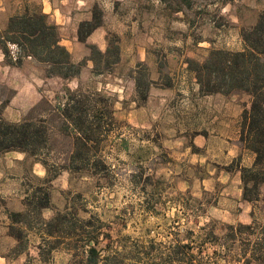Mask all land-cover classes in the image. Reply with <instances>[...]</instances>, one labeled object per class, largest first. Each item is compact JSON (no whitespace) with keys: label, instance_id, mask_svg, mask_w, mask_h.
<instances>
[{"label":"rangeland","instance_id":"374dc122","mask_svg":"<svg viewBox=\"0 0 264 264\" xmlns=\"http://www.w3.org/2000/svg\"><path fill=\"white\" fill-rule=\"evenodd\" d=\"M173 1L182 3L183 11L174 12L178 6ZM173 1L0 2V30L7 16L20 12L26 3L43 10V2L51 4L57 10L63 44L74 62L84 63L77 78L65 81L47 77L46 68L31 58L21 67L9 64L0 48V115L10 122L23 121L29 114L45 120L50 128L48 159L61 167L69 165L77 134L66 127L58 111L66 103V89L107 99L111 113L94 129V140L100 142L94 151L106 167L96 173L62 171L51 184V208L43 211L46 220L68 211L72 221L78 211V219L104 223V232L111 229L114 241L128 236L130 245L148 248L145 253L168 252L181 241L187 243L193 232L196 261L264 264L253 260L257 245L264 242L260 240L264 202L237 198L242 189L240 167H250L253 158L240 143L241 114L251 98L242 92L204 95L188 64L204 62L212 50H244L241 34L256 25L264 0ZM95 6L102 11L103 23L87 45L102 53L119 46L116 65L100 62L94 50L78 40L79 25L92 20ZM10 50L14 55L15 48ZM48 178L44 166L24 153L0 155L1 254L17 257L8 215L24 212L27 198L38 188H47ZM230 225L252 229L238 228L234 240ZM15 227L28 235L24 240L28 251L15 264L70 263L64 244L51 252L53 240L44 242L25 226ZM210 231L220 239L202 245ZM261 253L264 257V250Z\"/></svg>","mask_w":264,"mask_h":264},{"label":"trees","instance_id":"16d2710c","mask_svg":"<svg viewBox=\"0 0 264 264\" xmlns=\"http://www.w3.org/2000/svg\"><path fill=\"white\" fill-rule=\"evenodd\" d=\"M172 1L169 0L171 5L173 3L178 6L174 12L183 11L182 3ZM102 16L101 9L95 6L92 20L79 25V42L88 44L90 35L102 25ZM241 36L246 47L244 50H212L204 62L189 60L188 64L204 95L242 92L250 96V107L245 108L241 114L240 143L254 155V162L250 167H240V173L243 200L258 204L264 202V13L260 14L256 25L243 30ZM61 42L59 26L50 21L49 15L41 6L29 3L12 15L6 27L0 30V48L9 64L21 67L25 59L31 58L46 68L47 77H59L68 81L81 74L84 63L74 62L72 54ZM10 46L15 48L14 55H11ZM87 46L107 66L116 65L120 61L119 46H109L105 53L94 46ZM110 58L113 60L109 61ZM93 61L98 65L97 59ZM66 94V103L58 111L66 127L77 132L75 151L69 165L58 167L50 164L46 153L50 147V128L45 120H34L32 114H29L23 121L10 122L0 115V155L9 152L24 153L43 165L47 174L51 175V178L46 179L47 188H38L27 198L24 212H10L8 215L11 221L9 235L17 241V246L13 249L15 256L28 251L24 241L28 235H25L23 228L15 227L22 225L25 229L28 228L26 230L40 235L44 242L53 240L49 243L52 244L49 247L51 252L59 250L64 244V249L71 254L69 264H207L202 259L196 261L192 245L195 235L193 232L187 243L181 241L168 252L149 250L145 253L148 248L141 244L130 245L128 236L124 240L114 241L111 229L104 232V223L93 224L91 219H78V211L74 214L76 219L72 221L69 220L68 211L57 212L50 220L44 218V209L51 208L52 181L62 171L96 173L101 167H106L105 161L94 151L100 144L98 140H94V129L100 128L104 118L111 113L107 99L99 97L95 100L94 94L85 96L69 88L66 89ZM228 227L232 234L235 233L232 235L234 240L238 228L252 229L251 226L244 225ZM261 229L260 240L264 241V225ZM219 239L214 231L206 232L202 245ZM39 248L43 255L42 247ZM257 248L253 260L261 262L264 260L261 253L264 242L259 243ZM202 253L203 250L200 255Z\"/></svg>","mask_w":264,"mask_h":264},{"label":"crops","instance_id":"0c3cea01","mask_svg":"<svg viewBox=\"0 0 264 264\" xmlns=\"http://www.w3.org/2000/svg\"><path fill=\"white\" fill-rule=\"evenodd\" d=\"M0 2H1V5H3V2H4V0H0ZM43 4H44V7H45V9L43 10L46 14H48L49 15V18L50 19H53L54 18V20H56L55 18H56V15H57V10H54L53 9V7H52V5L51 4H47L46 2H43ZM47 5L49 6L48 8H47ZM1 10H3L4 12L6 11V8H2ZM10 16L11 15H9V16H7V18L5 19V21L3 22V28H5L6 27V25H7V23H8V20H9V18H10ZM51 22H53V23H55V24H59V21H51ZM62 44H63V40H62V42H61ZM64 45V44H63ZM65 46V45H64ZM253 162H254V155H253V158H252V163H251V166H252V164H253ZM238 192L239 193H237V198H238V200L241 202L242 201V189H239L238 190ZM6 239V238H5ZM2 239L0 238V241H1ZM7 240H8V243L11 245V246H15V241L11 238V237H7ZM18 257H20V256H17V257H12V256H9V255H7V254H1V251H0V264H15L16 263V261L18 260Z\"/></svg>","mask_w":264,"mask_h":264}]
</instances>
